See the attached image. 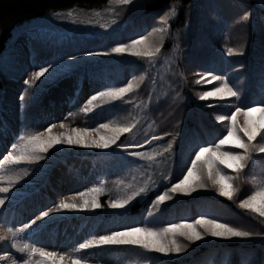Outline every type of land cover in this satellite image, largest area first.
<instances>
[{"label":"trees","instance_id":"16d2710c","mask_svg":"<svg viewBox=\"0 0 264 264\" xmlns=\"http://www.w3.org/2000/svg\"><path fill=\"white\" fill-rule=\"evenodd\" d=\"M109 1L0 0V61L21 32L14 34L16 29L47 22L56 27L45 28L59 32L63 40L53 60L57 64L66 65L69 57L85 52H108L106 56L80 59L79 64L67 69L77 73V78L99 76L101 91L133 85L130 92L103 105L108 110L98 116L115 117L116 127H130V131L122 133L116 145L91 156L104 161L101 168L109 172L103 177L105 193L98 198L101 207L96 209L103 217L94 221L91 216L90 224L99 229L113 215L104 216L113 210L108 204L125 183L132 190L129 194L144 189L130 202L127 212L117 210L129 217L145 214L159 221L184 211L185 219L191 222L199 218L192 215L198 209L205 218L262 233L250 238L208 236L196 242L181 236L180 245L185 250L179 254L164 255L130 246L133 264H264V219L236 203L254 194L246 179L264 162V154L256 150L249 154L245 167L237 172L232 199L219 196L209 183L204 193L156 201L157 195L178 183L191 167L190 152L202 147L205 139L221 134L225 123L220 120L216 124L215 120L220 116L228 119L237 107L256 106L254 102L264 100V0H136L119 5L122 8L115 15L104 9ZM159 28L162 34L156 33ZM190 28L198 30L195 35H189ZM116 29L127 37L123 34L109 42ZM141 35L160 47V52L151 57L111 53L113 47L129 44ZM223 40L226 50L220 49ZM207 78L218 88L227 84L240 99L220 94L201 98L205 92H213L212 81ZM4 88L0 73V94ZM108 99L100 97L98 101ZM118 145L129 147L125 151ZM135 152L139 155H133ZM88 218L83 217V221L88 222Z\"/></svg>","mask_w":264,"mask_h":264},{"label":"rangeland","instance_id":"374dc122","mask_svg":"<svg viewBox=\"0 0 264 264\" xmlns=\"http://www.w3.org/2000/svg\"><path fill=\"white\" fill-rule=\"evenodd\" d=\"M136 0H134L135 2ZM133 2V3H134ZM132 4V3H131ZM136 4V3H135ZM116 3L115 0H110L109 4L106 8L108 14L115 15L119 12L122 6ZM116 6L117 8H114ZM137 17V16H136ZM165 18V17H164ZM162 18L161 20L163 21ZM209 18V17H208ZM240 24V22L238 23ZM19 29H16L14 34L18 32ZM68 30L72 31L73 28H68ZM198 31L197 29L195 30ZM194 28H190L188 30L189 35H195ZM156 33H161L162 30L159 28ZM124 37H127L124 34ZM160 37V36H159ZM201 37V36H199ZM57 38H52L51 41ZM151 41V39H148ZM241 41V40H240ZM32 42V39L20 35L16 40L14 45L20 44L23 51H26L24 48V43ZM225 41L223 40L222 45L220 46L221 50H226L225 48ZM15 48L11 46L8 48L7 52L2 53L1 59V66H0V73L3 76L5 81V88L0 94V109L6 114L11 115L21 104L22 100L20 99L21 96L24 98H29L32 95V101H35L40 94L46 89V93L48 88L51 87L54 83L58 82L59 80L64 81L65 75L67 72H64L65 68L61 66L58 67V73L50 75L49 73H45L43 77H36L35 73L40 71L41 68H46L48 66L37 67V65L31 66V68L25 72L20 74H12V65L10 62L14 60V53ZM18 52V48L16 50ZM187 67H191L187 66ZM192 69V68H189ZM52 71L51 69L49 70ZM64 78V79H63ZM25 80H31L32 88L29 91V84H25ZM59 81V82H61ZM207 81H212L209 83L211 85L210 89L214 92L217 87L216 82L213 79L207 78ZM73 89L75 92H72V88L67 92L66 98L60 100L57 96L51 95V90L48 91L46 97H43L39 106L40 112V120L37 122L35 128L32 129V135H36L37 133H47V129L51 125H55L52 128L51 135L52 136H59L61 133L68 131L73 127H88V128H95L99 129L101 124H108L110 127H116L115 122L117 118L111 120H104L102 122H93L89 121L90 117L84 109L86 108L85 103H81L79 87L75 84L72 79H69ZM222 85L219 84V88ZM212 93V92H211ZM218 95V94H217ZM216 96V95H210ZM227 96V95H224ZM209 97V96H207ZM53 98V99H52ZM113 101V99L109 98L106 101H99L101 105H108ZM33 109V105L31 106ZM32 113L30 111L29 115ZM44 115L42 116V114ZM92 116V115H91ZM257 119H259L260 114L253 113ZM1 118V117H0ZM220 119L215 120V123L218 124ZM225 123V120H223ZM10 125L12 126L13 130L9 131V136L7 133L3 132V139L0 134V142L2 141L4 147L3 150L0 149V161L5 159V152H11L13 155H18L19 152L23 149L24 145L26 144L27 137L23 134V131L20 130L18 126L17 118H10L9 120ZM63 123L66 125L65 128H61L60 124ZM231 122L228 123L227 127H229ZM236 123L238 128H243L245 124V118L242 114H237L236 116ZM5 128L3 127L1 120H0V129ZM104 130H101L103 132ZM12 134L15 136L13 137ZM241 136L243 134L241 133ZM246 139V138H245ZM10 146V147H9ZM213 151H217L215 145L210 146ZM264 147V140L260 138L254 140L252 144L249 146V153H252L253 150L260 151V148ZM104 150H98L94 148H83L79 146H66V145H54L52 149H49L48 153H44L42 155L45 156V159L40 161H32V160H21L23 164L20 167H10L7 166L4 169H0V188L7 187L9 189L8 193H0V198H5V205L0 206V215L5 213L8 209L17 206L15 212L12 213L13 217H15L12 221H7L4 223V227L0 226V235L5 237L4 240L0 241V264H23L24 260L30 259L31 264H37V261L40 260V256H26L22 257L19 256L18 250L20 248V241L19 236L22 232V229L18 228L23 224L27 223L30 219L39 217L41 212L47 211L50 208H55L56 205L59 204L61 200L66 202H76L81 203L82 199L78 196L79 192H88L91 195H98L101 193L102 181L99 180L96 176H93L92 169H89L90 161L86 159V154L102 152ZM220 151H233V152H243V149H239L235 147V141L233 138V142L221 147ZM207 155V154H205ZM64 157L65 160L62 164H60L54 171H52V175L49 178L50 169L54 167V165L58 162V159ZM5 162L7 160H4ZM203 161V158H202ZM202 161L198 162L197 169L202 167ZM191 165V163H190ZM69 166V169L67 167ZM257 166V165H256ZM50 170V171H49ZM49 171V173H48ZM220 171L222 174L228 175L232 178V184L234 185L235 181L239 179L237 175V170L235 169H228L226 166L221 165ZM187 172V171H186ZM185 172V174H186ZM48 173V183L47 185L53 184L56 191L59 193V197H56V200H47L42 196H39L36 200L38 207L31 206L28 207L26 197L36 194L32 193L31 188L38 186L40 182L44 180V177ZM184 174V175H185ZM183 179V177L181 178ZM250 181L253 188V193L259 192L264 190V166L259 165L258 169L252 176L246 179V182ZM214 186V185H213ZM215 187V186H214ZM98 189L99 191L96 193H92L91 189ZM207 188V187H206ZM196 189L195 191L191 192L190 194H171L172 198H179V197H191L193 195H198L199 193H204L205 189ZM216 190V187H215ZM217 191V190H216ZM207 192V191H206ZM128 195V187L126 184H123L119 189V192L116 197H114L111 201L117 200L120 198L125 197ZM181 195V196H179ZM76 197L75 201H73V197ZM234 196V194H233ZM10 198V199H9ZM171 200V199H169ZM241 200V199H240ZM240 204V201L236 202ZM91 211V209L87 210H61V213H69V214H83ZM260 218V215H258ZM54 219V221L60 220L61 218L58 216V213L53 212L50 213L49 218H44L42 221L37 220V225H45V221ZM236 222H242L241 220L235 219ZM234 220V221H235ZM65 221V220H63ZM247 226V224H246ZM75 226L69 225L66 228H63L57 235L51 236V234H45L41 240V247L35 248H44L47 252H56L58 254H64L66 257H78L83 264H130V261L126 255L122 254L119 250H111L105 256L99 258L93 254L91 248L86 249H79L80 243H85L88 235L84 236L80 234V230L76 231ZM154 229H160L167 226L164 225H151L149 226ZM113 230H121L118 228H112L108 230L106 233H102V235L109 234ZM264 230V229H263ZM98 238V237H94ZM177 240V243L180 245L183 244V239H180L181 236L177 234L174 237ZM64 243L65 248H57L54 249L57 244Z\"/></svg>","mask_w":264,"mask_h":264},{"label":"snow or ice","instance_id":"6c2138e0","mask_svg":"<svg viewBox=\"0 0 264 264\" xmlns=\"http://www.w3.org/2000/svg\"><path fill=\"white\" fill-rule=\"evenodd\" d=\"M120 5H128L133 3L134 0H115ZM231 52V50H229ZM160 52V47L154 43L148 41L147 36L141 35L138 39H133L129 44H119L111 49L113 54L130 53L137 57H151L155 53ZM109 55L108 52H85L82 56L69 57V60L65 62L67 67L73 66L76 61L86 58L88 56ZM52 70L51 72L49 70ZM45 73L50 75L58 73L57 65L50 64L46 68H41L40 71L35 73L36 77H43ZM24 83L30 84L29 80H25ZM133 85L128 83L126 87L112 88L109 87L107 91H99L96 95L91 97L89 103L95 101L97 96L109 97L115 100L118 97L124 96L132 90ZM227 95L228 97H235L240 99V94L233 91L227 84L223 88H216L214 92H205L204 97L209 95ZM23 100V96L20 97ZM256 106L242 105L237 107L235 112L231 114L229 119L231 123L227 129V135L222 139H219L215 144L217 151H213L209 147H199L194 152V159L191 160V167L187 168L186 174L178 183L171 185V188L163 194L156 196L157 202H165L172 199L171 194H190L196 189H204L209 183L216 187L218 195L232 199L235 191L232 178L228 175L222 174L220 166H226L228 169H235L239 171L245 167L248 160L249 146L257 136L261 140H264V100L254 102ZM85 112L89 109L85 108ZM259 113V119L253 116V113ZM237 114H242L245 118L244 127L238 128L236 123ZM221 121L225 120L224 116H220ZM55 125H51L47 129V133H37L36 135H30L27 137L26 144L18 155L13 156L11 152L7 154L6 159L12 161L32 160L40 161L45 159L44 153H48L49 149H52L54 145H66V146H79L83 148H94L98 150H106L110 146L116 145L117 141L122 133L130 131V127H110L108 124H101L99 129L88 127H73L68 131L61 133L59 136H52L51 131ZM61 128H65L66 125L61 123ZM101 130H104L101 132ZM241 133L243 136H241ZM235 141V147L243 149V152L233 151H220L221 147ZM246 138V139H245ZM156 139V137H153ZM123 150H127L129 146L118 145ZM260 152L264 153V147L260 148ZM207 154V155H205ZM133 155H139L138 152ZM203 158V161H202ZM202 161V167L197 169L198 162ZM2 179V177H0ZM98 189H91L92 193L98 192ZM144 189L141 188L139 192L133 191L131 194L126 195L123 198L110 201L108 207L113 210H123L127 212L130 201L136 196L140 195ZM7 187L0 188V193H8ZM78 196L82 199L81 203L66 202L61 200L55 208H50L47 211L41 212L40 216L35 220H32L30 224H24V229L30 230L31 225H35L37 220H43L49 218L50 213H59L61 210H96L101 207L96 195H91L88 192H79ZM10 199V198H9ZM73 201L76 197L74 196ZM5 205V198H0V206ZM239 207L241 209H250L252 212L259 213L261 217H264V190L254 193L247 199L240 201ZM177 234L186 237L191 242L202 241L205 237L212 238H250L253 235H262V233H253L251 231L241 230L237 227L231 226L229 223L220 222L217 219H208L200 217L191 222L185 221L182 223H170L167 227L154 229L151 227L140 226H125L121 230H113L109 234L100 235L94 240L87 241L79 244V249H86L90 245L95 244L97 246H140L145 250L154 251L156 253L168 255L179 254L184 252V247L177 243L174 238ZM5 237L0 235V241ZM28 246L25 245V249ZM24 251V249H21ZM31 255L38 254L40 260L37 264H83L78 257H66L64 254H58L56 252H47L44 248H31ZM3 259V257H0ZM15 264V261H13ZM23 264H31L30 259L24 260Z\"/></svg>","mask_w":264,"mask_h":264}]
</instances>
